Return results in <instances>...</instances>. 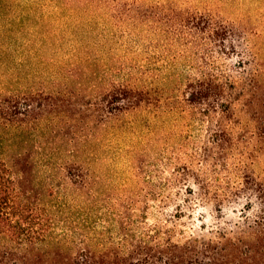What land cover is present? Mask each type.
Here are the masks:
<instances>
[{"label":"trees","instance_id":"obj_1","mask_svg":"<svg viewBox=\"0 0 264 264\" xmlns=\"http://www.w3.org/2000/svg\"><path fill=\"white\" fill-rule=\"evenodd\" d=\"M0 24V49L8 46L13 55L20 52L18 34L31 37L25 47H86L83 55H63L50 86L32 79L41 80L42 70L28 80L16 75L25 63L0 60L6 69L0 78V264H264V203L242 227L209 236L185 229L181 204L176 214L165 212L191 178L218 203L240 193L264 202V183L252 169L264 157V68L259 64L247 76L230 72L223 59L236 49L229 41L239 35L234 27L147 0H0ZM162 34L196 59L197 73L179 95L165 89L171 82L159 76L160 61L144 57L146 41ZM97 47L108 51L109 61L91 51ZM253 55L241 69L258 63ZM168 118L190 130L198 125L209 136L184 141L183 167L175 168L171 187L155 184L156 162L146 153L134 177L146 188L125 203L102 206L91 146H103L112 130L154 133ZM45 169L61 174L58 184L44 180ZM226 170L242 178L243 187L223 189ZM64 189L67 197L86 196L88 206L55 204Z\"/></svg>","mask_w":264,"mask_h":264},{"label":"rangeland","instance_id":"obj_2","mask_svg":"<svg viewBox=\"0 0 264 264\" xmlns=\"http://www.w3.org/2000/svg\"><path fill=\"white\" fill-rule=\"evenodd\" d=\"M25 2L29 0H24ZM154 3H163L172 5L189 11L190 13H198L199 15H213L222 23L234 27L239 35L242 33L244 38L239 35L232 36L229 41H232L236 47L235 51L229 50V55L224 56L223 62L229 65L230 72L233 75L247 76L255 71V68H264V0H147ZM51 27V25H50ZM62 29V26L56 25V30ZM28 31V30H26ZM101 32L98 30L96 34ZM5 34V29L0 24V39ZM28 34V33H27ZM100 39L101 37H97ZM14 41L16 37L13 36ZM16 47L20 48L19 53L12 54V50L8 48L0 49V60H5L7 63H14L16 58L17 63L24 64V67H19L16 75L32 77L34 72H43V78L32 77L35 82L42 81L46 85H52L51 73L55 66L60 67L63 61V55L68 52L77 51L80 55L86 53V47L81 45L79 47H70L67 43L66 47L58 52V49H48L40 42L31 43L25 47L22 44L27 43L31 37L26 34H18ZM69 38V37H68ZM7 40V39H5ZM10 41V40H9ZM12 41V40H11ZM70 41V39H67ZM148 53H144V57L156 58L158 62V74L162 79H169L170 85L165 89L169 94L179 95L185 91V85L190 75H195L197 71L193 70L192 65L196 61L193 57V51L185 52V46L178 41H166L162 34L157 41H146L145 43ZM116 46V45H115ZM231 47V43L229 45ZM91 51L98 55L102 62L105 59L109 61V54L103 48H92ZM120 51V50H119ZM76 53V52H75ZM124 53V52H123ZM258 63H251L246 65L244 69L240 68V62L245 59L254 60V55ZM65 62V60L63 61ZM262 64V66H261ZM241 69V70H240ZM6 69L0 67V78L5 73ZM240 71V72H239ZM29 80V78H28ZM29 81H22L20 85L23 87L28 85ZM76 83V82H75ZM166 84V83H165ZM164 87V83H160ZM172 119H164L155 128V132L151 133L147 128L138 127L137 132L132 131H114L106 133L104 137L103 146H91L89 152L97 153V157L91 156L89 152L85 153L94 159V169L98 170L99 189H101L100 204L102 206L109 204L125 203L127 195L141 194V190L145 185L135 181V172L140 158L144 154H151L156 162L155 184H161L169 187L170 180L176 176L175 168L182 169L181 156L183 154L180 149L185 142H189L190 135L194 141H206L209 134L204 128L196 125L190 130L189 125L177 124L171 125ZM76 123V122H75ZM123 124V123H120ZM186 138V139H185ZM185 153L190 152V146L183 149ZM251 160L250 162H252ZM252 169L255 176L264 183V157L253 161ZM46 171V169H45ZM178 171V170H177ZM232 172V170H231ZM226 170L221 174L222 182L219 185L223 189H230L232 186L243 187L242 178ZM61 174L55 171H46L44 180L48 183H53L56 180L58 184ZM134 179V182H133ZM168 183V185H166ZM171 187V186H170ZM183 187V195L177 202H170L165 210L167 215L176 214L178 212L177 204H181L185 214H183L182 222H184L185 229L189 233H196L200 235L209 236L212 230L221 227L238 228L242 227L246 221V215L255 217L264 203L255 194H242L232 196L222 203L205 197L196 184L195 180L191 178L186 184L180 185ZM245 187V186H244ZM146 188V187H145ZM175 190L174 188H172ZM64 192L58 194L53 201L55 204L62 205H82L88 206L87 202H82L85 197H77V195H67ZM170 191L167 190V193ZM194 192V193H193ZM150 203H160L159 200L151 201ZM218 206L222 207V211H218ZM157 210V209H156ZM157 212V211H155Z\"/></svg>","mask_w":264,"mask_h":264}]
</instances>
